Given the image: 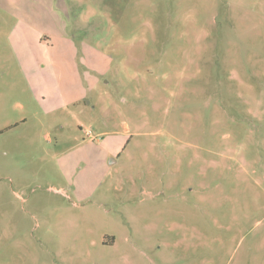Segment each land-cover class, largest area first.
<instances>
[{
	"label": "rangeland",
	"instance_id": "1",
	"mask_svg": "<svg viewBox=\"0 0 264 264\" xmlns=\"http://www.w3.org/2000/svg\"><path fill=\"white\" fill-rule=\"evenodd\" d=\"M0 264H264V0H0Z\"/></svg>",
	"mask_w": 264,
	"mask_h": 264
},
{
	"label": "crops",
	"instance_id": "2",
	"mask_svg": "<svg viewBox=\"0 0 264 264\" xmlns=\"http://www.w3.org/2000/svg\"><path fill=\"white\" fill-rule=\"evenodd\" d=\"M32 28H27L25 31L28 32V30H30ZM24 31V32H25ZM26 34V32H25ZM45 35V34H44ZM42 36V35H41ZM43 38V37H42ZM40 38L39 39V44L40 46H42L43 43V39ZM45 40H47V47H50V49H54L57 46V44L59 42H61L63 46H66L67 48H69V51H72L73 53V68H72V81L74 80V76L75 73L74 71H77V76L78 79L80 80V90L78 93H69V92H61L59 93L57 96L54 95L53 92L49 91V93L40 91L39 89V81L35 80L32 81V79L30 77H28L26 75L25 79L27 81V83L29 84L32 93H33V97L31 98V101L37 103V106L39 105L40 107L42 106H47V110L48 112H61L62 114H71L74 113V110H71V106L72 105H77L79 103H81L83 100H87L89 99L88 95H89V91H90V85L89 83L93 84V89L97 88L100 79L99 76H102L103 74L106 73V65L103 64L102 65V60L100 54L98 56H96V58L98 57L99 59H101V61L98 59L97 62L92 63V61L89 59V53L86 52L84 49L86 47H84V49H81L80 47V51L78 50V48H76V46L70 42V40L67 37H60L59 39L56 38H50L49 35L47 36V34L45 35ZM44 47V46H43ZM88 49H90L88 47ZM76 53H80L79 54V61H77V57L78 54L76 56ZM64 54H61L59 56L58 59H56V61L54 63L53 62V57L51 58V64H53L54 67L60 68L61 66L64 67L65 61H63L62 57ZM105 56V55H104ZM64 59H65V55H64ZM105 59V57H104ZM61 60L64 63L63 64H58L57 61ZM32 65L37 66V63L34 62ZM68 68H70V66H68ZM63 74V73H61ZM64 76V75H63ZM34 78H36V76H34ZM63 79L60 78V81H62ZM67 82L70 81L69 76L66 79ZM87 90V91H86ZM20 107L22 109H24L23 105H20ZM89 109V108H88ZM83 112L82 110H79V113ZM24 124H26L27 119H24ZM19 123L14 124L13 126L19 127Z\"/></svg>",
	"mask_w": 264,
	"mask_h": 264
},
{
	"label": "built area",
	"instance_id": "3",
	"mask_svg": "<svg viewBox=\"0 0 264 264\" xmlns=\"http://www.w3.org/2000/svg\"><path fill=\"white\" fill-rule=\"evenodd\" d=\"M86 134H87L89 137H92V135H93L92 131H90V130L87 131Z\"/></svg>",
	"mask_w": 264,
	"mask_h": 264
}]
</instances>
